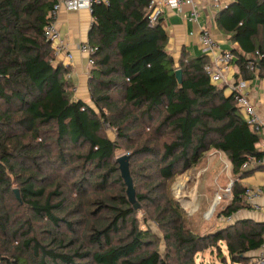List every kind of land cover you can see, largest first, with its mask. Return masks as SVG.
<instances>
[{
  "label": "trees",
  "instance_id": "obj_1",
  "mask_svg": "<svg viewBox=\"0 0 264 264\" xmlns=\"http://www.w3.org/2000/svg\"><path fill=\"white\" fill-rule=\"evenodd\" d=\"M149 3L110 0L109 6L92 8L89 44L98 51L91 56L95 64L87 83L88 103L74 97L69 68L56 64L44 36L53 3L0 0V264H30L10 246L18 239V229L10 226L9 203L17 208L23 204L54 229L64 223L73 230L66 218L80 207L68 209V202L73 192L80 195L92 183L94 178L85 176L94 172L101 182L93 187L103 191L109 174H120L126 188L120 202L124 208L107 198L96 202L101 213L85 229V251L58 250L65 238L53 239L57 246L52 250L25 238L23 247L31 248L38 264H81L87 259L93 264H196L197 254L223 242L232 264H250V254L262 246L264 224L249 219H235L205 234L195 232L190 215L173 195L178 172L191 170L214 148L227 158L234 177L231 201L219 216H233L249 208L243 180L264 170L242 167L250 156L261 159L264 153L258 147L261 135L249 126L235 96L211 82L205 70L210 59L183 54L176 63L168 53L169 36L161 20L149 23ZM216 21L238 45L232 50L237 76L264 79V0H236ZM250 62L256 64V73L248 69ZM106 126L116 131L118 141L135 146L128 154L130 172L136 156L154 158L156 182L144 193L134 185L140 210L128 200L119 165H110L120 147L105 135ZM80 167L84 176L67 189L64 180L76 176ZM55 175L59 181L50 189ZM13 184L19 187L20 200ZM138 214H143L146 229L138 226ZM150 222L163 232L174 258L163 259Z\"/></svg>",
  "mask_w": 264,
  "mask_h": 264
},
{
  "label": "rangeland",
  "instance_id": "obj_2",
  "mask_svg": "<svg viewBox=\"0 0 264 264\" xmlns=\"http://www.w3.org/2000/svg\"><path fill=\"white\" fill-rule=\"evenodd\" d=\"M73 94L75 95V93ZM226 95H228L227 92ZM86 102L89 103V100H86ZM154 128L155 126L152 130ZM105 129V135L112 141H116L120 147L110 164L113 166L119 157L131 154L133 152L132 148L135 146L118 141L116 131L109 126H106ZM152 132L146 133L151 134ZM152 162H154V158L141 155L136 156L131 163L132 178L135 188L139 193H144L150 185L156 182V165L152 164ZM83 176L84 172L80 167L79 173L76 176L73 175L71 179L64 180L67 189L75 182V179L79 180ZM85 177L89 179L94 178V180L83 189L82 194L79 195L73 192V197L68 202V209H76V205L80 207L75 213L66 218L68 222L73 224V230L67 228L64 223L54 229L48 222L33 217L31 212L23 204L17 208L11 202L6 207V210L11 212V228L14 229L13 226H15V229H18V239L13 244H10V246L26 258L30 264H38L39 259L34 256L31 248L26 249L23 247L25 238H34L47 246L49 250L55 249L57 246V243H54L53 239L65 238L63 248L58 250L70 252L82 248L85 251L89 246L87 244L84 246L83 244L85 229L89 226L90 222L97 220L100 217L98 213H101L97 212L98 205L96 202L107 198L111 204L116 205L118 208H124L120 202L121 197H126V188L120 179L119 173L113 171L109 174L105 182L104 191L93 187L94 184H100L101 182L99 173L94 172V174ZM232 178L231 168L229 167L227 158L218 153L214 148H210L205 153L197 166L186 172H178L172 186L173 195L184 211L190 215H188L190 217L189 226L195 232L205 234L225 225L223 218L219 215L231 201L230 195L225 194V191L231 183ZM57 181L59 179L56 178V175L53 176L52 181L48 182L50 189H53L52 182L55 183ZM12 187L14 190L19 191L18 185L13 184ZM158 197V194H156L155 199H158ZM214 205L215 209L211 212ZM136 221L140 228L146 229V226L143 225V214H138ZM22 223H24V226L20 228L19 225ZM150 228L161 241L159 248L163 259L174 258L175 255H172L169 246L165 243L164 234L160 228L154 222H150ZM71 240L73 242L69 244ZM78 262L81 264H93L90 259ZM47 264H50V262L47 261ZM196 264H232V262L228 257L225 243L223 242L219 244V248L208 249L197 254Z\"/></svg>",
  "mask_w": 264,
  "mask_h": 264
},
{
  "label": "crops",
  "instance_id": "obj_3",
  "mask_svg": "<svg viewBox=\"0 0 264 264\" xmlns=\"http://www.w3.org/2000/svg\"><path fill=\"white\" fill-rule=\"evenodd\" d=\"M236 0H222L221 8L216 7L211 0H195L197 19L193 15V7L183 5L181 9L176 7H166L163 9L161 18L162 26L169 36L167 51L172 55L176 63H179L183 54L188 59H194L206 55L212 62L216 53H206L201 43V35L208 33L214 40L218 51H232L238 49L237 44L230 41L229 36L224 35L217 26V16L228 5ZM196 19V20H195ZM57 26L65 41L70 45L71 53L74 56L73 62L69 61L65 54L56 58V64H62L69 68L68 75L74 85L76 99L86 102L88 100V78L92 67H90L88 56L83 54L79 48L81 45L89 43V34L92 28L94 18L89 10L79 12L62 11L57 20ZM239 70L233 65L227 75L228 87L226 92L231 95L229 85L235 80H241ZM245 81V80H243ZM249 84V96L251 101L258 109L261 117H264V79L255 78L246 81ZM264 143V134L262 142ZM259 150H261V144ZM231 177L233 175L231 174ZM234 180V177L231 179ZM244 187L260 188L264 191V170L256 171L250 178L243 180ZM259 210L252 211L250 208L241 209L233 215L236 220L249 219L253 222L264 224V194L258 201ZM252 260L250 264H259L260 250L250 254Z\"/></svg>",
  "mask_w": 264,
  "mask_h": 264
},
{
  "label": "built area",
  "instance_id": "obj_4",
  "mask_svg": "<svg viewBox=\"0 0 264 264\" xmlns=\"http://www.w3.org/2000/svg\"><path fill=\"white\" fill-rule=\"evenodd\" d=\"M53 3V7L49 13L50 23L44 28V36L52 44L55 57H59L62 54H65L67 59L71 62L74 60V56L71 53L70 45L63 38L60 30L57 26V20L62 11L66 12H79L81 10H89L92 12V8L96 5H110V0H50ZM213 4L221 8L222 0H211ZM183 5H190L193 7V15L197 19L198 12L196 10L195 0H150L149 3V23L151 26L156 25L163 16V9L166 7H176L181 9ZM195 19V20H196ZM201 43L205 48L206 53H216L214 60L210 66L205 68L206 72L210 75L211 82L215 85H224L228 86L227 75L230 72L231 67L235 57L232 51H218L214 40L210 37L208 33H203L201 35ZM79 50L88 56V63L90 67H93L95 62L91 58L92 55L97 53V47L91 46L89 43L83 44L80 46ZM248 69L251 72L256 73V64L250 62L248 64ZM70 79V76L68 75ZM229 89L232 95L235 96V99L240 107L243 115L246 118L247 123L251 126L261 137L264 134V117H261L258 113V109L251 101L249 96V84L246 81L235 80L232 84L229 85ZM261 151L264 153V143H261ZM264 166V156L261 159H258L254 156H250L245 164L242 167L243 171L255 169L258 167ZM231 182L225 194L231 193ZM264 191L260 188H251L246 187L244 192V200L246 204L252 211L259 210L258 201L263 196ZM235 217L229 216L223 218V223L230 224L234 222ZM260 258L258 263L264 264V242L260 247Z\"/></svg>",
  "mask_w": 264,
  "mask_h": 264
},
{
  "label": "water",
  "instance_id": "obj_5",
  "mask_svg": "<svg viewBox=\"0 0 264 264\" xmlns=\"http://www.w3.org/2000/svg\"><path fill=\"white\" fill-rule=\"evenodd\" d=\"M176 79L180 85L183 84V76H182L181 70H178L176 72ZM116 163L119 165L121 176L127 186V195H128V200L130 204L133 205V207L136 210H140V205L138 204L136 200V192H135V188H134V184H133V180H132L131 172H130V156L123 155L116 160ZM15 194H16L17 199L20 200V194L18 190H15ZM214 209H215V205L213 206L211 212H213Z\"/></svg>",
  "mask_w": 264,
  "mask_h": 264
}]
</instances>
